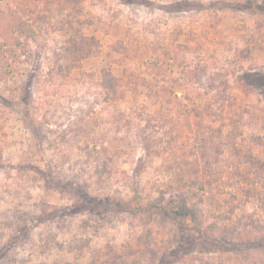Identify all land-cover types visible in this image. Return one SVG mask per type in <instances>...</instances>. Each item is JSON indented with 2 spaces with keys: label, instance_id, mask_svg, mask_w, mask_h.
<instances>
[{
  "label": "rangeland",
  "instance_id": "1",
  "mask_svg": "<svg viewBox=\"0 0 264 264\" xmlns=\"http://www.w3.org/2000/svg\"><path fill=\"white\" fill-rule=\"evenodd\" d=\"M263 87L264 0H0V264H264Z\"/></svg>",
  "mask_w": 264,
  "mask_h": 264
},
{
  "label": "trees",
  "instance_id": "2",
  "mask_svg": "<svg viewBox=\"0 0 264 264\" xmlns=\"http://www.w3.org/2000/svg\"><path fill=\"white\" fill-rule=\"evenodd\" d=\"M72 38L74 39L73 43H76L75 44L76 46L73 45L72 52H74V54L76 56L84 55L86 51L87 52L89 51L88 48H85L86 45L81 44V43L84 42V39H85L84 37H80V38L77 37L76 38V37L72 36ZM77 42H78V45H77ZM82 48H83V50L80 51ZM112 80L114 81L116 79L113 77ZM263 89H264V87H263ZM130 203H131V206L135 210L152 211V212H155L156 214H158L160 216H163V217H169L171 215L180 216V215H184L185 214V211L182 210L178 205H177L178 209H174V210L170 209L167 206H161V205H158V204H155V203H150V204H148L146 206H143L140 203L139 196H138L137 193H134L133 196L130 198Z\"/></svg>",
  "mask_w": 264,
  "mask_h": 264
}]
</instances>
